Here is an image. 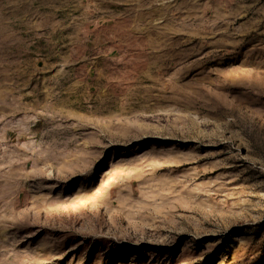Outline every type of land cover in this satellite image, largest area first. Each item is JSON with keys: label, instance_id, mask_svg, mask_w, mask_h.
<instances>
[{"label": "rangeland", "instance_id": "rangeland-1", "mask_svg": "<svg viewBox=\"0 0 264 264\" xmlns=\"http://www.w3.org/2000/svg\"><path fill=\"white\" fill-rule=\"evenodd\" d=\"M0 264H264V0H0Z\"/></svg>", "mask_w": 264, "mask_h": 264}]
</instances>
